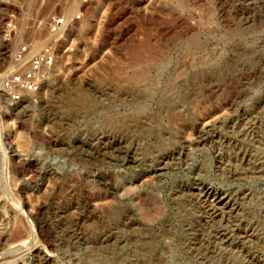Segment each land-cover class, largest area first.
<instances>
[{
    "label": "rangeland",
    "instance_id": "1",
    "mask_svg": "<svg viewBox=\"0 0 264 264\" xmlns=\"http://www.w3.org/2000/svg\"><path fill=\"white\" fill-rule=\"evenodd\" d=\"M52 12L41 89L0 94V264H264V0H0V74Z\"/></svg>",
    "mask_w": 264,
    "mask_h": 264
},
{
    "label": "built area",
    "instance_id": "2",
    "mask_svg": "<svg viewBox=\"0 0 264 264\" xmlns=\"http://www.w3.org/2000/svg\"><path fill=\"white\" fill-rule=\"evenodd\" d=\"M45 22L47 31L20 42L11 54L10 64L0 74V94L7 106H17L26 97L39 92L47 73L55 65L57 45L65 33L68 18L64 13L52 12ZM14 29L11 21H7L4 29L6 35L9 36ZM6 151L5 137L0 127V165Z\"/></svg>",
    "mask_w": 264,
    "mask_h": 264
},
{
    "label": "bare ground",
    "instance_id": "3",
    "mask_svg": "<svg viewBox=\"0 0 264 264\" xmlns=\"http://www.w3.org/2000/svg\"><path fill=\"white\" fill-rule=\"evenodd\" d=\"M2 117H1V113H0V127H1V133H2V135H4V137H5V127H4V125H3V123H2ZM11 125V124H10ZM8 126V129L10 130L11 129V126ZM215 135H217V134H215ZM216 137V136H215ZM224 140V139H223ZM201 141H202V139H201ZM5 144H6V148H7V143H6V141H5ZM240 154V153H239ZM4 156H5V154H4ZM4 156H3V161H2V164L4 165V162H5V160H6V158H4ZM6 156H7V152H6ZM111 156V155H110ZM241 157V156H240ZM242 158V157H241ZM251 160V159H250ZM133 162V161H132ZM2 164L0 165V173L1 172H3L2 171ZM135 164V163H134ZM223 165V164H222ZM2 168V169H1ZM169 167H168V163H163L161 166H159V168H158V172H166V171H168L169 169H168ZM154 172V171H153ZM221 172V171H220ZM2 173H1V180H2ZM1 180H0V186H1ZM189 188V187H188ZM191 189V188H190ZM193 190V189H192ZM202 190V194H201V197L202 198H204L205 199V201H209V202H211V203H213V207L215 208V209H219V208H223V209H226L227 207H229L231 204H230V202H229V200H228V198L225 196V195H223V194H221V193H214V192H212V191H210L209 189H206V188H203V189H201ZM183 192V191H182ZM219 192V191H218ZM189 193V192H188ZM198 196H199V193H198ZM228 196V195H227ZM197 205V204H196ZM219 207V208H218ZM236 210V209H235ZM146 218L148 219V220H152V217L150 216V215H148V216H146ZM234 218V217H233ZM216 220V219H215ZM225 222V221H224ZM229 226V225H228ZM208 230V229H207ZM235 231V230H234ZM117 233V232H116ZM202 233V232H201ZM239 237V236H238ZM106 238V237H105ZM241 240H243V241H248L249 239H250V237H248V236H244V237H241L240 238ZM253 239V238H252ZM259 248V247H258ZM244 249V248H243ZM50 261V260H49ZM256 262V261H255ZM254 264H258V263H254Z\"/></svg>",
    "mask_w": 264,
    "mask_h": 264
}]
</instances>
